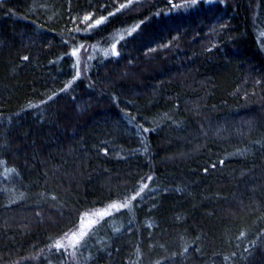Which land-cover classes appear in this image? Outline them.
Instances as JSON below:
<instances>
[{
  "label": "trees",
  "instance_id": "1",
  "mask_svg": "<svg viewBox=\"0 0 264 264\" xmlns=\"http://www.w3.org/2000/svg\"><path fill=\"white\" fill-rule=\"evenodd\" d=\"M124 1H0V264H264V0Z\"/></svg>",
  "mask_w": 264,
  "mask_h": 264
},
{
  "label": "rangeland",
  "instance_id": "2",
  "mask_svg": "<svg viewBox=\"0 0 264 264\" xmlns=\"http://www.w3.org/2000/svg\"><path fill=\"white\" fill-rule=\"evenodd\" d=\"M140 1H142V0H127V1H124L123 3H122V5H126V7H123V8H130L131 6H133V4L135 3V2H140ZM203 2H207V1H210V0H202ZM219 1H221V0H219ZM201 1H198V0H194V1H185V2H182V3H180V4H177V6H175L174 8H172V10L174 11V12H180V13H185V11H187L188 9H194L196 6H198L199 5V3H200ZM121 8H122V6H121ZM85 30V29H84ZM90 30V28L89 27H87V31H89ZM134 30V29H133ZM132 31V29H127V30H124V32L123 31H119V34H121V37H124V36H127V35H129V32H131ZM124 35V36H123ZM115 36V35H114ZM113 37V36H112ZM113 46H115V52H116V44H115V42H113V45H111V46H108V48H106V49H104V50H102V51H104L103 53H104V55L105 56H108V55H111V57L112 56H114V54H113ZM83 46L82 45H78L76 48H74L73 49V51H76V55H72L73 56V58H74V67H76V72H75V77H79V76H81L82 77V74H83V72H84V70H85V67L86 66H84V56H81L82 55V53H83V48H82ZM82 48V49H81ZM73 51H72V53H73ZM99 53H102V52H99ZM86 57V56H85ZM77 73H79V75H77ZM130 200H131V198H130ZM114 202H116V203H123L124 201H119V200H117V201H112V203H114ZM112 203H107V204H105V205H102L101 206V208H97V209H95V210H93V211H91V212H94V211H97V210H102V209H107L108 208V206L110 205V204H112ZM132 206H133V200H131V204H130V207L129 208H123V209H120L119 211H117V210H115V209H112L111 211H112V214H114V213H120V212H122V210H125L126 212H129V211H132ZM112 214L110 215V216H112ZM84 217V216H83ZM108 217V216H107ZM91 219H97V220H99V218L98 217H91V218H89V219H87L86 220V222L83 224V225H81V223L76 227V229H74V230H72L71 231V233L72 232H74V231H77V229L78 228H80V227H82L84 230H89V227H90V225H91ZM100 222H101V220H99ZM99 223V222H98ZM97 224V223H96ZM95 224V225H96ZM95 225H91V230H92V227H94ZM90 230V231H91ZM70 233V234H71ZM69 234V235H70ZM59 242H63V243H65V244H67V240H66V237H64L61 241H59ZM77 248H78V246L77 247H75V248H72V247H65V248H62L64 251H66L67 253H69V252H71L72 254L74 253V251L75 250H77Z\"/></svg>",
  "mask_w": 264,
  "mask_h": 264
},
{
  "label": "snow or ice",
  "instance_id": "3",
  "mask_svg": "<svg viewBox=\"0 0 264 264\" xmlns=\"http://www.w3.org/2000/svg\"><path fill=\"white\" fill-rule=\"evenodd\" d=\"M122 7H126V5H122ZM87 19H89V17H85V20ZM101 22L102 21L98 20L96 21V24H99ZM113 54L118 55V53L115 52V46H113ZM72 55H76V51H73ZM25 59H27V57H25ZM77 75H79V73H77ZM145 131H147V129H145ZM148 179H151V177H149ZM147 187H148L147 184H143L141 188L139 189V191L136 192V194L131 197V200H135L138 196H140ZM131 200H126L123 203L114 202L110 204L107 209L97 210L91 213H85L84 217L81 218V225H83L86 222V220L91 217H98L99 220H103L105 217L110 216L112 214V211H111L112 209L119 211L120 209H123V208H129L131 204ZM99 220L91 219V225H95L96 223L99 222ZM91 225L89 227V230L87 231L84 230L82 227H80L77 229V231L72 232L70 235L66 233L65 237L67 240V244L58 241L55 247L57 249H60V248H65V247L75 248L79 246L81 242L84 240V238L89 234V231L91 230Z\"/></svg>",
  "mask_w": 264,
  "mask_h": 264
},
{
  "label": "water",
  "instance_id": "4",
  "mask_svg": "<svg viewBox=\"0 0 264 264\" xmlns=\"http://www.w3.org/2000/svg\"><path fill=\"white\" fill-rule=\"evenodd\" d=\"M0 1H4V0H0Z\"/></svg>",
  "mask_w": 264,
  "mask_h": 264
}]
</instances>
